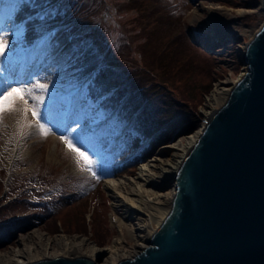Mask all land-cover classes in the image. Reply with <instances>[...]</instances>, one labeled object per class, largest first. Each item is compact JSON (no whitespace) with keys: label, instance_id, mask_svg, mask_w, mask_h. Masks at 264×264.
Wrapping results in <instances>:
<instances>
[{"label":"rangeland","instance_id":"rangeland-1","mask_svg":"<svg viewBox=\"0 0 264 264\" xmlns=\"http://www.w3.org/2000/svg\"><path fill=\"white\" fill-rule=\"evenodd\" d=\"M21 1L24 0H0V31L15 32L20 41L28 27V24L15 19V12L19 10L16 6ZM192 1L48 0L38 8L43 22L34 28L43 32V36L32 41L31 46L22 42L12 63L0 61L4 74L0 81L7 78L11 82L13 76L23 79L25 73L31 72H39L42 78H46L45 82L52 81L50 91L55 92V97L52 101L46 97L45 102L51 103L53 115L61 122V127L66 124L68 132H71L77 128L73 122L91 121L89 125L84 124V150L96 161L93 170L99 179L82 170L76 163L75 154L60 140V135L68 132L53 128L47 136L37 133L22 138L18 135L16 123L19 115L6 113L0 126V179L8 189L6 196H27L31 209H26L22 203H7L0 184V223L39 212L37 210L45 206L56 212L59 232L52 233L48 223L41 221L0 246V254L23 248L21 238L34 229L42 234L43 239L49 238V248L44 253L47 251L50 255L59 250L58 239H52L60 234L75 238L77 243L80 241L81 254L89 253L92 244L104 248L119 231L125 241L131 242L124 225L118 226L114 220L117 212L123 214L125 211V207L113 199V192H117L118 187L116 183H129L141 174H154L158 167L156 163H165V160L179 154L176 144L191 135H195V141L204 120L223 103L226 96L206 98L215 87L227 93L243 75L245 64L241 60L245 43L264 20L261 0H236L234 7L221 5V8H213L218 4L206 0ZM59 14L63 19L54 18ZM71 36L94 45L101 54L102 64H113L126 75L131 74L134 79H130V86L151 85L153 90L158 89L168 95H172V90L186 93L190 97L186 101L187 110H193L196 101L192 96L204 87H197L198 84L209 83L195 108L198 119L195 129L158 147L149 159L133 169L131 161H124L135 155L134 151L144 145L147 138L127 127L133 118L131 114L117 116L114 112L105 111L95 99L85 96L87 78L72 69L70 62V52L75 44ZM229 43L233 47L222 52ZM169 61L179 65L175 72L171 70L174 67L167 66ZM136 137L139 142L130 148L129 144ZM103 176L105 178L102 179ZM169 189L174 190V182L170 180L165 186V190ZM64 194L67 197L61 199ZM82 197L89 198V208L85 213L89 231L64 232L67 224L80 221L74 203ZM92 220L94 223L99 220L104 235L108 234L99 244L94 243ZM152 227L157 225L152 223ZM101 258H96L94 264H101ZM3 261L4 257H0V264Z\"/></svg>","mask_w":264,"mask_h":264},{"label":"water","instance_id":"water-1","mask_svg":"<svg viewBox=\"0 0 264 264\" xmlns=\"http://www.w3.org/2000/svg\"><path fill=\"white\" fill-rule=\"evenodd\" d=\"M264 11V0H261ZM243 75L204 120L146 247L116 264H264V20ZM26 264H94L87 257Z\"/></svg>","mask_w":264,"mask_h":264},{"label":"trees","instance_id":"trees-1","mask_svg":"<svg viewBox=\"0 0 264 264\" xmlns=\"http://www.w3.org/2000/svg\"><path fill=\"white\" fill-rule=\"evenodd\" d=\"M46 1L48 0H24L19 5V10L15 12L17 13L15 17L16 20L21 22L24 21L25 24H28L27 30L21 40V42H23L22 44H30L42 34V32L36 31L34 27L37 23L43 22L42 18L38 16V8L45 4ZM206 1L225 5V7H234L232 5L236 2V0ZM51 5H53V3ZM59 13L62 12L60 11ZM54 18L63 19L62 14L54 16ZM50 19L53 20V18ZM190 35L192 36V32ZM71 39L75 43L70 52L72 69H75L82 75L89 76L85 84V96L95 99L98 105L106 110L116 109L117 114L121 117L131 114L133 118L130 122V127L149 140L148 147L143 148L140 146V151L137 149V153L126 161L132 162L131 165L133 169L137 167L138 163L145 162L149 159L158 147L168 144L176 137L188 134L195 129L198 123V119L195 117V108L200 100L199 96L203 91H206V87L209 83L198 84L197 87H204L198 89L199 91L197 90L195 95L192 96L196 101V104L192 107L193 110H187L186 101L189 100L190 97L186 93L179 92V90H172V95H168L164 94L162 90V92L158 89L153 90L151 85L147 87L137 84H135V86H130V79H134L131 74L130 76L126 75L123 70L119 69L117 66H113V64H102L101 54L98 53L94 45L87 40L78 41L74 36H71ZM232 47L233 44L229 43V45L223 47L222 52L224 49L230 50ZM166 63L169 68L174 67L171 69L174 72L179 68V65H175L174 61ZM160 85L165 86L163 83ZM147 91L150 92L148 95L143 94V92ZM194 96L197 97L195 98ZM190 113L194 114L190 115ZM147 139L145 140L147 141ZM138 142L136 137L134 141H131L129 147H135ZM138 154H141V156H138ZM103 178H105V176H103L102 179ZM66 197L65 195L60 196L61 199H65ZM16 203H22L26 209H31V202L29 201L18 198L10 202L12 205ZM74 204H76L75 208L79 211L80 221L67 224L63 231L86 233L89 231V223L85 218V213L89 208V198H79ZM37 211L39 212L35 211L33 214L29 213L25 216L11 218L1 222L0 246L11 242L18 233L26 232L39 225L41 221L48 223V228L52 233H58L59 223L55 216L56 212H53L45 206H42V208H39ZM77 219L79 218L77 217ZM92 223V235L95 238L94 243L99 244L108 237V234L104 235L105 231L103 228H100L99 224L101 223L99 220L95 223L94 220H92Z\"/></svg>","mask_w":264,"mask_h":264},{"label":"bare ground","instance_id":"bare-ground-1","mask_svg":"<svg viewBox=\"0 0 264 264\" xmlns=\"http://www.w3.org/2000/svg\"><path fill=\"white\" fill-rule=\"evenodd\" d=\"M221 7L220 5L213 6V8ZM222 90L215 87L213 93L206 100L224 98L227 93ZM205 112L207 111L205 110ZM194 138L195 135H191L176 144L177 148L175 149L180 151L179 154L165 160V163H156L155 166L158 164V167L154 174H141L129 183H116L118 187L117 192H113V199L120 206H124L125 211L123 214L117 212L114 220L118 226L124 225L131 242L125 241L123 233L119 231V234L115 235L104 248H97L92 244L89 253L81 254L80 241L77 243L75 238L60 234L58 238L52 239H58L59 250L50 255L47 251L44 253V250L49 248L47 247L49 238L43 239L42 234L40 235L38 230L34 229L27 233L26 237L21 238V241L24 242L23 248L19 247L0 254V257H4L2 264H26L47 258L74 259L82 256L87 257L92 262L96 258L102 257L101 264H116L121 260L133 258L148 245L155 230L152 223L157 226L160 225L168 212L167 206H170L174 190H165L166 183L177 173L183 155L194 142ZM154 160L158 159L155 158Z\"/></svg>","mask_w":264,"mask_h":264},{"label":"snow or ice","instance_id":"snow-or-ice-1","mask_svg":"<svg viewBox=\"0 0 264 264\" xmlns=\"http://www.w3.org/2000/svg\"><path fill=\"white\" fill-rule=\"evenodd\" d=\"M21 43L15 32L0 31V61L12 63ZM45 79L40 76L39 72H31L25 73L23 79L13 76L11 82L7 78L0 81V126L3 125L6 113H16L19 115L16 122L18 135L22 138L37 133L40 136H47L53 128L57 131L68 132L67 125L65 124L62 128L61 122L53 115L51 103L45 102L46 97L49 101L55 97V92L50 91L52 81L45 82ZM73 123L77 124V128H73L67 135L61 134L60 140L75 154L77 165L99 179L93 170L96 161L88 151L84 150L86 147L85 125L81 121ZM77 129L80 131L78 132Z\"/></svg>","mask_w":264,"mask_h":264}]
</instances>
